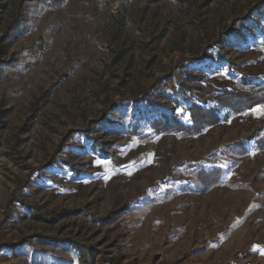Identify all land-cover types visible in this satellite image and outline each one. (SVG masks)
<instances>
[{
	"label": "rangeland",
	"instance_id": "374dc122",
	"mask_svg": "<svg viewBox=\"0 0 264 264\" xmlns=\"http://www.w3.org/2000/svg\"><path fill=\"white\" fill-rule=\"evenodd\" d=\"M261 6L0 0V264H264Z\"/></svg>",
	"mask_w": 264,
	"mask_h": 264
},
{
	"label": "trees",
	"instance_id": "16d2710c",
	"mask_svg": "<svg viewBox=\"0 0 264 264\" xmlns=\"http://www.w3.org/2000/svg\"><path fill=\"white\" fill-rule=\"evenodd\" d=\"M261 9L264 11L263 6ZM242 83L239 90L219 91L212 84L201 89L206 95H210L219 102L222 107L227 108L229 113H239L255 105L264 104V81L251 83L243 80ZM189 111L192 119L191 124L181 122L174 114L168 113L165 109L162 117L154 119L152 123L159 131H179L191 135L200 133L205 127L221 121V116L214 107L192 103Z\"/></svg>",
	"mask_w": 264,
	"mask_h": 264
}]
</instances>
